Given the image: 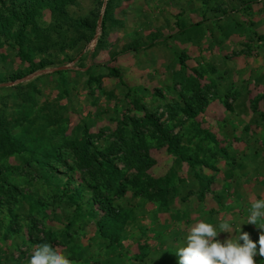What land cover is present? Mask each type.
<instances>
[{
  "label": "rangeland",
  "instance_id": "374dc122",
  "mask_svg": "<svg viewBox=\"0 0 264 264\" xmlns=\"http://www.w3.org/2000/svg\"><path fill=\"white\" fill-rule=\"evenodd\" d=\"M38 16L22 38L29 61L14 35L0 38V128L29 151L6 150L0 131V264H27L44 242L72 264H162L199 220L238 224L264 199V0H75L68 17ZM146 114L188 162L168 153ZM84 143L110 154L119 190L101 158L78 168L72 148ZM49 151L70 188L87 180L125 216L116 232L103 237L44 180ZM241 231L254 242L264 234Z\"/></svg>",
  "mask_w": 264,
  "mask_h": 264
},
{
  "label": "trees",
  "instance_id": "16d2710c",
  "mask_svg": "<svg viewBox=\"0 0 264 264\" xmlns=\"http://www.w3.org/2000/svg\"><path fill=\"white\" fill-rule=\"evenodd\" d=\"M74 1L75 0H0V38L4 37L5 39H7L9 38V36L11 37L12 35H14L12 36L13 47L17 48L20 58L29 61L27 54H25L21 50L23 44L22 38L26 36L25 32L27 31V29H36L35 21L36 18H38L39 20L38 13L40 11H43L44 9H48L52 15L59 16V18H65L69 16L70 7L72 6ZM204 22H206V20ZM78 23L80 25L82 24L88 26V23L86 21L80 20L78 21ZM201 24L202 22L195 24V26H200ZM181 25L182 24L180 22H176V27L182 28ZM102 26L103 23L101 24V28ZM96 27L97 26L95 21L91 29L94 30V28ZM11 32L14 34H11ZM257 38L259 41L264 40L262 36H258ZM45 64V62H42L38 66L34 67H32L31 64V67L33 69H31L30 72L32 73L37 69H43L45 67ZM55 73L61 74V71H57ZM110 75L114 78L122 80L119 73H117L115 70H110ZM136 106L138 107L137 103ZM183 111L186 115H190V111H188V109H185ZM145 119V123L148 121L147 123H150L154 131L159 134L160 140L167 145L168 153L170 155L178 157L182 162L189 161L184 154L175 150L176 148L171 141L169 132L163 130L158 122L149 114L145 115ZM0 131L2 132L1 141L2 143H4L6 150L10 149L13 151H18L20 155L23 152H29L28 150H25V148L9 134L6 128L1 127ZM84 144L81 147H77V145L75 144L72 148L73 154L76 155V160L79 166L78 168L89 170L93 165L96 166L97 159L101 158L103 162L102 165L100 164L99 170L101 169L103 178L107 182H109L110 186L114 187L116 191L119 190L118 182L120 181L121 176L116 173L115 167L111 164V162L108 161V157L110 154L98 152L94 149L91 150V148L89 149L87 143ZM77 149L79 150L78 152ZM54 154V152L49 151L45 155V168H43L44 170H46V176L44 180H46L51 185L53 180H56L57 184H55V187L60 189L62 195L67 199L70 205L74 206L76 215L85 218L88 222H94L99 230V233H101L103 237H107V234H110L111 232H116L117 229L115 227H117V225L119 224L124 223L125 216L119 211L114 210L108 200L105 201L104 204H100L94 197L97 191L96 187L89 184L87 180H82V178H80V182L77 183V187L70 188V183L73 182L71 176H67L66 174H64L63 177H59L56 170L49 168L47 164V161L56 158L54 157ZM190 166L191 169L194 168L193 165ZM40 169H42L41 166ZM88 194H90L94 198H86V195ZM159 195L161 198H164L163 191H159ZM95 207H98V209L100 210L95 211ZM72 225L73 224H70L68 228H70ZM135 260L137 261L138 258H135ZM177 262L178 257L175 256L166 260L164 263L162 262V264H177ZM140 263L143 264L144 261L141 260Z\"/></svg>",
  "mask_w": 264,
  "mask_h": 264
},
{
  "label": "clouds",
  "instance_id": "9594fccd",
  "mask_svg": "<svg viewBox=\"0 0 264 264\" xmlns=\"http://www.w3.org/2000/svg\"><path fill=\"white\" fill-rule=\"evenodd\" d=\"M253 224L264 230V199H255L247 209V216L238 224L224 219L216 224L199 220L190 227L183 246L175 250L177 264H255L257 256L264 257V234L254 242L241 225ZM235 235L221 241L219 233ZM27 264H72L62 251L47 242L35 246Z\"/></svg>",
  "mask_w": 264,
  "mask_h": 264
}]
</instances>
